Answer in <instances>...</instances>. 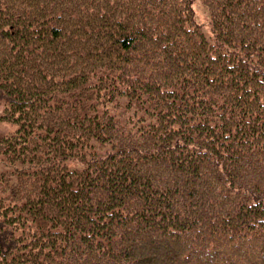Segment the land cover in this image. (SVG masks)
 Masks as SVG:
<instances>
[{"label":"trees","instance_id":"trees-1","mask_svg":"<svg viewBox=\"0 0 264 264\" xmlns=\"http://www.w3.org/2000/svg\"><path fill=\"white\" fill-rule=\"evenodd\" d=\"M193 1L0 0V264H53L55 253L54 264H161L111 244L146 236L156 256L163 232L191 244L183 257L196 263H236L241 246L249 262L264 257L247 248L264 243V0L226 12L233 26L209 11L205 25ZM110 115L125 119L115 134ZM200 169L229 202L211 207L205 188L179 224L165 222L174 187L195 196ZM90 194L97 204L78 203ZM79 213L89 232L64 229ZM198 216L212 237L194 232ZM224 235L232 261L216 254Z\"/></svg>","mask_w":264,"mask_h":264},{"label":"rangeland","instance_id":"rangeland-1","mask_svg":"<svg viewBox=\"0 0 264 264\" xmlns=\"http://www.w3.org/2000/svg\"><path fill=\"white\" fill-rule=\"evenodd\" d=\"M221 1L223 3L225 0H221ZM193 2H194L193 6H194V8L196 10L197 19L199 21H206L205 25H208L209 24V16H207V13H206V11H207L206 5H208L207 2L205 0H194ZM209 2L214 3V0H209ZM225 9H226V6L224 7V10ZM226 12H227V14H231L230 10H227ZM230 41H232V40H230ZM110 119L114 120L113 127L111 129V133L115 134V131L118 130V125H115V122H123L125 119L122 118L120 120H117V118L116 119L113 118L112 115H110ZM143 125H144V123L142 124V126ZM9 129H10V127H8L6 124L0 123V132L8 131ZM136 139H137V137L131 139V138H127V135L124 136V141H125L126 144L127 143H135ZM80 141H83V140L80 138ZM80 144H82V142H80ZM137 144H138V142H137ZM86 155L88 156V158H90L92 156L91 155V151L90 152H86ZM99 155H103V153H101ZM102 158H104V156L95 157V161L97 159L100 160ZM90 162L94 163V160H92L90 158ZM152 168L153 169H158V166H153ZM0 169H1V165H0ZM232 169H234V168H232ZM239 172L241 173L239 179L242 180V179H244V177L246 178V173H245L244 170L243 171L239 170ZM89 173H90V171H89ZM217 173L219 174L220 172L217 171ZM211 174L212 173H211L210 169H200L199 170V172L196 175V178L198 179V183L196 185L195 184L191 185V186L198 187L197 194L195 196L185 197L183 195V194H185L184 191L181 190L182 184H180L177 187H174V188H177L178 191L174 190L175 191V196H173L172 200L170 201L171 206L167 209L168 220H164L165 222L166 221L167 222H171V221L177 220V222L179 224V222L181 220H183L182 217L185 214V212H190V210L194 211V208H195L194 206L196 204V201H198L200 197L205 198L204 196H205L206 190H207V193H208V198L210 197L211 199H214V198L217 199L216 202H212V200H209L211 207H214L215 209H218V210H220L221 208H225V206H222L221 203L225 204V202H229L227 198H223V197L217 198V197L212 196V193L210 191L211 190L210 184L213 182L210 179ZM94 178L96 180V183L94 185H97L98 184V176L96 175V173L94 174ZM111 178H112V175L110 176V179ZM147 178H149V176H147ZM205 181H206V183L209 184V185L207 184L206 186L209 187L210 190L205 187ZM37 182L40 185L41 183L44 182V179L41 176H39L37 178ZM167 183L170 184V185L176 186V184L172 183L169 180H167ZM126 185L129 187L131 184L130 183H126ZM52 187H54V186H52ZM128 187H126V188H128ZM205 188H206V190H205ZM129 189H130L131 193H134V192L137 191V189H135L134 187H130ZM140 192L145 194V190L143 188H140ZM232 198H236V197H232ZM98 202H99V199L96 196V194H95V196L93 197L92 200H91L90 196L88 195L87 197H84V198H82L81 200L78 201L79 204H81V203L92 204L93 203V205L97 204ZM174 203H176L178 206L174 205ZM169 210H171L172 214L169 212ZM218 213H220V212H218ZM197 214L199 215V213H197ZM223 214H226V213L223 212ZM243 214H244V211H242L239 215H243ZM222 218H223V216H222ZM185 220L188 221L187 218H185ZM198 220H201L202 222L197 224L194 232L197 233L200 230H205V232H206L205 236L212 237L214 235L215 231H210L209 230L208 225H210L211 222L206 220V219H204L203 216H198ZM216 223L217 222H215V224ZM189 224H191V223H189ZM27 233H28L27 230L23 231V235L24 236L27 235ZM127 233H129V232H127ZM159 236H160V239L161 238L164 239L163 240L164 244L160 245L159 253H157L156 256L154 254L150 253L151 252V246H152L150 244H154V241L152 239H150L149 237H146V236H143L142 239H140L136 243H134L135 245H138L136 250L134 249V251L126 252V253H130L132 255H135L137 253V254H145V255L153 256V259H155L157 262H161V264H170L171 262H174V263H177V264H180V262H183L185 264H214L213 262L216 259H218L217 256H214V260L211 261L210 263L209 262H206V263H196L195 262L194 263L193 261L190 262V261L186 260L183 257V255L186 253L187 248H189V245H191V244L184 243L183 246H180L178 243H176L174 241V239L172 238L171 234H166V232H163V234H159ZM79 240H80V238L78 237V239H76L75 241L79 242ZM151 240L153 241L152 243H151ZM217 241H219L220 245H219V248H218V246H215L216 249L219 252V253H216V254L221 255L220 251L223 250L224 252H222V253L226 254L224 256L225 261H232L233 258H234V260L236 262V263L227 262L226 264H261L264 261V257H262L260 254H258L257 261L249 262V260L243 259V257L239 255L240 253H236L237 250L236 251L230 250L229 253L230 254L232 253L234 255V257L232 258V256L229 253L228 254L226 253V252L229 251V250H226V248L232 244V241L228 238V236L224 235L223 237H221V236L219 238L217 237ZM247 243H248L247 248L248 247L252 248L253 250L258 251V252H259V250L260 251H264V243H259V242L255 241V240H252V241L248 240ZM176 244H178V245H176ZM102 245L104 247V244H102ZM260 248H262V249H260ZM83 250H85V248H83ZM242 250H244V249H242ZM214 253H215V251H214ZM163 259H165V260L163 261ZM152 263H154L153 260H152ZM53 264H54V262H53ZM100 264H108V263H100Z\"/></svg>","mask_w":264,"mask_h":264},{"label":"bare ground","instance_id":"bare-ground-1","mask_svg":"<svg viewBox=\"0 0 264 264\" xmlns=\"http://www.w3.org/2000/svg\"><path fill=\"white\" fill-rule=\"evenodd\" d=\"M242 0H227V3H226V9L225 10H221V11H217L216 8H215V5H211L208 9H207V13L209 14V12L215 16L216 18V21L215 22H218L219 21V18H224V22L227 23L229 26H233V22L230 21L226 15V11L227 10H235L239 5H240V2ZM256 0L252 1V3H255ZM259 4V7H260V2L257 3V5ZM138 9H140V6L141 5H136L134 4ZM209 11V12H208ZM35 38H39V35L36 34L34 35V39ZM137 155V152L135 153ZM115 184L113 185V188H114ZM60 189L57 188L56 189V192H59ZM81 191V190H80ZM107 193V196L109 198V202L111 200V202H115L116 200H118V196H121V194L119 193L118 196H115V192H114V189H111V193H110V186L109 188L107 189L106 191ZM91 200L93 199V194H90L89 195ZM111 196V198H110ZM212 224V223H211ZM70 227H75V228H81L82 230H86L88 231L89 227H90V224L88 223V221L86 220V216L85 214L83 213H79V214H76L75 216H73L70 220H68L65 225H64V229H68ZM89 232V231H88ZM131 235L130 233L128 234V236ZM143 238V237H142ZM136 241L135 238L133 237H126V238H121L119 240H117V244L115 243H112L111 244V250H112V255L114 256H119L118 254H121L122 252L126 251L128 252L129 250H131V248L133 247L134 245V242ZM243 248H245L244 246H241L240 247V251L237 250L236 252L237 253H241L243 255V258L246 254H250V252H247V249H244L242 250ZM231 255H233L231 253ZM56 260V253L54 254L53 258H52V263ZM211 261H213V258L212 257H209L208 259V262L210 263ZM257 261V259L255 260ZM192 262V261H190ZM194 262V261H193ZM195 263V262H194Z\"/></svg>","mask_w":264,"mask_h":264}]
</instances>
